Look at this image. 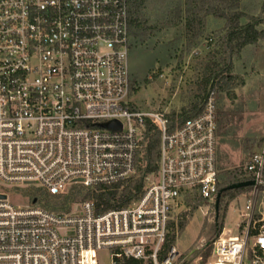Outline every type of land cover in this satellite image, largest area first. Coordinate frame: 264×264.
Instances as JSON below:
<instances>
[{
  "label": "built area",
  "instance_id": "obj_1",
  "mask_svg": "<svg viewBox=\"0 0 264 264\" xmlns=\"http://www.w3.org/2000/svg\"><path fill=\"white\" fill-rule=\"evenodd\" d=\"M129 39L127 0H0L1 187L58 195L117 184L135 173L145 121L159 130L157 172L125 206L97 213L84 200L55 213L0 190V264H100L102 249L109 264H181L180 251L164 247L173 213L215 204L216 91L210 84L201 110L173 127L166 112L138 109ZM242 170L262 184L264 144ZM253 207L239 211L235 234L223 226L207 264H264V215Z\"/></svg>",
  "mask_w": 264,
  "mask_h": 264
},
{
  "label": "rangeland",
  "instance_id": "obj_2",
  "mask_svg": "<svg viewBox=\"0 0 264 264\" xmlns=\"http://www.w3.org/2000/svg\"><path fill=\"white\" fill-rule=\"evenodd\" d=\"M240 1V11L246 15L241 23L250 20L248 17L251 16L264 21V0ZM176 2L178 0H146L144 20L149 26L161 25ZM228 26L224 19L208 16L203 34L190 43L184 21L169 28L160 26L153 35L137 43L134 50H129L128 55L130 73L135 72L148 79L147 84H141L130 96L133 105L140 110L178 114L191 104L200 103L209 84L213 85L217 101L219 180L225 171L242 168L252 154L261 151L264 144V41L246 45L228 56L221 44ZM258 27H264V22ZM215 72L218 74L211 77ZM207 78L211 79L208 84L205 83ZM149 177L155 179L156 175ZM32 188L37 187L0 186V190L7 193L16 205L32 204L29 194ZM50 200L51 203L62 202L63 198L53 196ZM84 200L78 198L69 203V212L79 209ZM249 200L254 201V217L264 215V188H247L222 199L218 221L222 222L226 233L233 235L237 232L238 213ZM193 204L181 215L173 213L170 221L173 226L168 227V233L175 237L174 246L181 253V264H207L210 254L205 261L202 257L210 247L214 233V207L204 201L199 208L192 210ZM35 205L50 210L42 203ZM53 212L65 213L63 210ZM181 219L186 223L179 231ZM96 256L100 264H109L106 249L97 251Z\"/></svg>",
  "mask_w": 264,
  "mask_h": 264
},
{
  "label": "trees",
  "instance_id": "obj_3",
  "mask_svg": "<svg viewBox=\"0 0 264 264\" xmlns=\"http://www.w3.org/2000/svg\"><path fill=\"white\" fill-rule=\"evenodd\" d=\"M128 1V21H129V50H134V46L137 43H141L145 37L153 35L155 31L161 27H172L176 24L184 21V26L189 34L190 42H195L204 31L205 20L208 16H212L216 19H224L228 26V31L222 39V46L225 51L228 52V56L235 50L238 52L246 45L256 44L259 41H264V27H258L263 24L261 18L251 16L250 20L241 23V19L246 15L240 11V0H178L173 8L169 11L167 19L161 25L149 26L144 20L143 9L145 7L146 0H127ZM262 6V10H263ZM218 72L212 73L211 77H214ZM139 75V74H138ZM137 73H130L131 93L137 91L141 84H147L148 79L143 76L139 77ZM210 78H207L205 83L208 84ZM212 82V81H211ZM211 84V83H210ZM209 84V85H210ZM212 85V84H211ZM213 86V85H212ZM208 88V87H207ZM207 91V89H206ZM206 91L201 99L200 103L191 104L188 109L181 111L178 114H167L170 127L175 124H181L185 119L196 115L202 107ZM158 155H159V130L155 124L150 120L145 121V129L143 131L142 140L136 153V168L135 173L129 178L110 186H96L85 187L79 184L71 185L67 193L58 195H51L41 188H32L29 194L32 197V202L42 203L48 206L51 211L63 210V212L69 211V203L80 200L89 199L94 202L95 210L97 213L103 212L107 209L119 208L127 205L131 201L137 199L142 193L145 178L147 175L156 173L158 169ZM244 171L241 167L227 170L224 172L222 180L217 182V191L227 185L247 180ZM252 186L242 187L234 190H225L221 193L218 204V219L220 213V205L222 199L227 195H231L236 191H241ZM259 187L264 188L261 184ZM61 197L63 201H54L51 203V197ZM81 196V197H80ZM203 200L195 201L192 205V210L199 208L203 204ZM215 207V204L213 205ZM225 210V208H224ZM191 214V212H190ZM215 221L214 233L211 236L210 247L203 254L202 259L209 256L211 250L212 240L221 232L223 225L222 222ZM185 220L181 219L178 222V230L182 231L185 227ZM169 228L173 226L170 223ZM174 235L167 234L166 242L164 244L165 249L174 245ZM129 264H140L139 261H130Z\"/></svg>",
  "mask_w": 264,
  "mask_h": 264
},
{
  "label": "water",
  "instance_id": "obj_4",
  "mask_svg": "<svg viewBox=\"0 0 264 264\" xmlns=\"http://www.w3.org/2000/svg\"><path fill=\"white\" fill-rule=\"evenodd\" d=\"M103 126L105 127H120V125L118 123L115 122H110V123H106ZM255 185V181L252 179H247V180H243V181H239V182H234L231 183L229 185H227L226 187L220 189L216 195V199H215V207H214V212H215V221H217L218 219V204H219V199H220V195L223 191L225 190H234V189H238V188H242V187H247V186H253ZM0 197H4L3 194H0Z\"/></svg>",
  "mask_w": 264,
  "mask_h": 264
}]
</instances>
